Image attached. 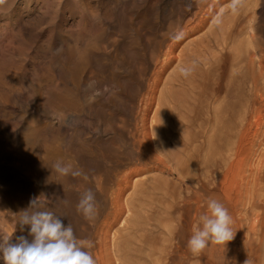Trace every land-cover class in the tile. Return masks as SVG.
<instances>
[{
  "label": "rangeland",
  "instance_id": "rangeland-1",
  "mask_svg": "<svg viewBox=\"0 0 264 264\" xmlns=\"http://www.w3.org/2000/svg\"><path fill=\"white\" fill-rule=\"evenodd\" d=\"M13 2L18 7L21 0ZM172 2L180 3L175 0H88L93 12L83 19L75 15L74 30L62 37L57 35L48 48L37 45L32 52V46L23 47L17 43V97L12 100L11 108L0 115V233L14 232L12 242H16L18 236L31 240L30 226H24L21 231L17 221L33 198H39L45 207L61 215L65 226L71 223L77 239L83 242L82 235L86 231L76 215V206L82 192L91 189L95 195L94 186L98 182L95 180L99 175L91 172L92 163L107 154L109 148L126 153L132 147L147 146L143 136L146 129H150L158 109L157 101L164 83L181 73L175 72L178 62L166 70L155 91L152 108L148 110L154 78L164 57L152 60L148 54L145 68H141L132 29L138 28L141 19L145 27L142 32L149 36L154 27V12H161L164 4ZM10 3L11 0H0L3 6L0 12L6 11ZM260 12L259 9L255 12L256 23L260 20ZM201 33L185 39L178 52ZM195 73L192 72L188 83L198 78ZM29 84L33 87L31 92ZM55 85H58L57 89H54ZM177 92V103L184 105L182 111H177L176 122H172L166 106L159 114L162 129L168 124H176L182 129L178 128L177 134L168 135L162 141L167 151L161 152V156L171 166V171L150 169L133 177V183L138 186L133 185L126 197L133 195L134 208H138V198L147 187L140 184L153 179L151 185H161L162 193L177 191L180 211L174 215L184 223L187 209L205 207L204 200L197 201L194 197L196 190H206L210 199H214L211 194L217 195L216 200L223 203L232 216L233 232L238 238L236 245L233 247L235 237L229 244L212 245L211 256L201 252L198 256L191 255L190 262L245 264L249 260V264H264V111L248 117L243 140L236 139L229 146L230 151L210 157L214 145L209 146L203 138L192 140L183 120L184 111L190 107L186 102L189 92ZM152 141L155 146L154 138ZM12 158L17 166L15 172L8 168ZM208 159L213 165L203 168L208 175V183L204 184L197 178L195 164L206 165ZM57 162L71 165V170L81 175L58 173L54 167ZM12 197L15 200L12 201ZM134 208L126 215L131 225L141 220ZM89 221L93 224L92 218ZM126 223L120 222L114 227L111 237ZM147 227L155 229L152 221ZM160 228L154 235L163 239L169 237L173 244L179 243L171 222L163 221ZM99 241L100 236L96 240L99 245L96 264H121L117 256L109 263ZM150 241H154L152 237ZM143 258L142 264L158 262L157 254H146ZM0 264H4L2 259ZM163 264L171 263L166 260Z\"/></svg>",
  "mask_w": 264,
  "mask_h": 264
},
{
  "label": "bare ground",
  "instance_id": "bare-ground-1",
  "mask_svg": "<svg viewBox=\"0 0 264 264\" xmlns=\"http://www.w3.org/2000/svg\"><path fill=\"white\" fill-rule=\"evenodd\" d=\"M175 1L180 3L164 4L161 12H154V27L149 36L142 32L145 27L141 19L138 28L132 29L141 58V68H145L148 54L152 60L164 57L154 78V88L149 96L147 109L152 108L155 91L162 82L163 74L172 64L178 62L175 72L181 68L188 69L189 72L187 75L179 73V78L171 77L164 83L157 101L158 109L152 117L150 129H146L143 136L147 146L138 149L132 147L126 153L109 148L107 154H102L100 159L92 163L91 172L99 175L95 180L98 181V186H94L93 224H90V219L83 217L76 206V215L86 231L82 235V244L91 242L92 247L86 250L91 252L96 263V248L99 247L96 240L100 236L103 252L109 263L113 256H117L121 264H142L146 254H157L156 264H163L166 260L171 264H193L190 262L192 253L188 250L187 242L196 219L206 211V202L210 199L207 191L194 192L197 201L204 200L205 207L187 209L184 223V220L181 221L180 217L174 215L180 211L177 191L174 190L171 194L167 191L164 194L161 192V185H151L153 179L140 184L147 187L142 197L138 198V208H134L136 204L132 200L133 195L126 197L133 185L138 186V183H133V177L150 169L171 171V166L161 156V152L167 151L162 141L168 135L177 134L181 128L176 124H168L162 129L159 114L166 106L170 110L172 122H176L177 111H182L184 105L177 103V91L189 92L186 102L190 107L184 111L183 120L192 140L203 138L209 146L214 145L215 149H211L210 157L230 151L229 146L236 139L243 140V129L248 117L264 111V0H235V3L234 0ZM19 4L17 7L11 0L10 7L0 12V115L11 108L12 100L17 97V43L23 47L32 46V52L38 47L48 48V44L57 35L62 37L64 33L74 30L75 15L78 14L83 19L86 14L93 12L88 0H21ZM2 7L0 5V10ZM257 9L261 11L258 23L255 14ZM200 32L202 33L198 37L190 40L178 52L185 39ZM37 45L39 46L34 48ZM46 71L55 77L54 73ZM193 71L198 78H194L192 84L188 83V79ZM32 88L29 84L30 92ZM57 88L58 85H55L54 89ZM201 88H206L208 92L200 90ZM152 138L155 146H152ZM253 147L252 145L248 149L249 154ZM207 161L206 165L202 162L195 164L197 178L204 184L208 183V175L203 168L213 165L209 159ZM8 168L13 172L17 171L15 159L9 161ZM253 185L258 187L257 183ZM211 198L219 197L211 194ZM11 200L15 199L12 197ZM133 208L137 216L141 217L142 223L140 220L136 225L130 224L126 215ZM124 221L127 222L126 226L116 230L112 238L111 231ZM151 221L155 229L147 227ZM163 221L172 223L179 243L173 244L169 237L163 239L154 235L161 229ZM124 236L126 237L121 239ZM237 239L235 237L233 247ZM212 245L209 244L203 251L205 256L212 255ZM233 251L235 252V248Z\"/></svg>",
  "mask_w": 264,
  "mask_h": 264
},
{
  "label": "clouds",
  "instance_id": "clouds-1",
  "mask_svg": "<svg viewBox=\"0 0 264 264\" xmlns=\"http://www.w3.org/2000/svg\"><path fill=\"white\" fill-rule=\"evenodd\" d=\"M235 3V0H234ZM180 72L187 75L189 70L181 68ZM55 170L67 175H81L72 171L71 165L57 162ZM77 210L85 218L91 219L95 211V195L91 189L80 194ZM61 215L45 207L39 198H33L27 209L19 214L17 223L21 231L24 226H30L28 235L16 237L12 242V234L0 233V259L4 264H96L90 251L91 242L82 244L74 234L69 223L64 225ZM233 219L229 210L216 199L206 202V211L199 215L192 226V234L187 242L188 250L193 256H198L209 244L226 245L235 237L232 228ZM249 264V260L245 261Z\"/></svg>",
  "mask_w": 264,
  "mask_h": 264
}]
</instances>
